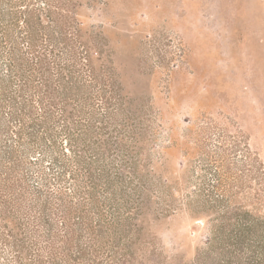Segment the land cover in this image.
Instances as JSON below:
<instances>
[{"label": "rangeland", "instance_id": "374dc122", "mask_svg": "<svg viewBox=\"0 0 264 264\" xmlns=\"http://www.w3.org/2000/svg\"><path fill=\"white\" fill-rule=\"evenodd\" d=\"M59 1L76 138L22 140L53 193L0 196V264H263L212 238L264 221V0Z\"/></svg>", "mask_w": 264, "mask_h": 264}, {"label": "trees", "instance_id": "16d2710c", "mask_svg": "<svg viewBox=\"0 0 264 264\" xmlns=\"http://www.w3.org/2000/svg\"><path fill=\"white\" fill-rule=\"evenodd\" d=\"M61 8L59 0H0V196L16 204L27 191L33 196L27 199L30 208L43 194L49 201L53 185L45 159L30 155L34 146L22 150V140L76 138L71 125L79 70L72 35L60 24ZM58 45L68 56L56 51ZM61 153L66 161L54 156L52 164L61 165L59 174L72 173L73 147ZM29 171L40 177L35 188L28 187ZM226 211L215 218L212 242L219 241L234 257L245 251L264 261V221L244 217L248 212L228 217Z\"/></svg>", "mask_w": 264, "mask_h": 264}]
</instances>
